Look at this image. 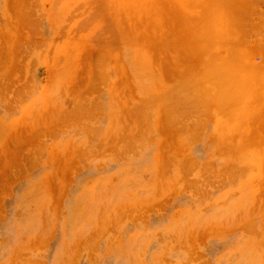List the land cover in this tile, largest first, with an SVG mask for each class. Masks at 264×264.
Masks as SVG:
<instances>
[{"label": "rangeland", "instance_id": "rangeland-1", "mask_svg": "<svg viewBox=\"0 0 264 264\" xmlns=\"http://www.w3.org/2000/svg\"><path fill=\"white\" fill-rule=\"evenodd\" d=\"M0 264H264V0H0Z\"/></svg>", "mask_w": 264, "mask_h": 264}, {"label": "bare ground", "instance_id": "bare-ground-1", "mask_svg": "<svg viewBox=\"0 0 264 264\" xmlns=\"http://www.w3.org/2000/svg\"><path fill=\"white\" fill-rule=\"evenodd\" d=\"M246 42V41H245ZM229 59V58H228ZM231 61V60H230ZM227 62V61H226ZM243 63V62H242ZM255 71V70H254ZM241 90V89H240ZM174 93V92H173ZM239 93V92H238ZM153 107V106H152ZM170 107V106H169ZM187 108V107H186ZM146 111V110H145ZM135 121V120H134ZM125 153V152H124Z\"/></svg>", "mask_w": 264, "mask_h": 264}]
</instances>
